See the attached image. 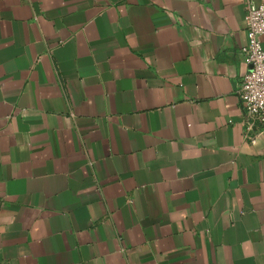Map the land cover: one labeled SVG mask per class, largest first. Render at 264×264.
<instances>
[{
	"label": "crops",
	"instance_id": "crops-1",
	"mask_svg": "<svg viewBox=\"0 0 264 264\" xmlns=\"http://www.w3.org/2000/svg\"><path fill=\"white\" fill-rule=\"evenodd\" d=\"M245 16L0 0V264H264Z\"/></svg>",
	"mask_w": 264,
	"mask_h": 264
},
{
	"label": "built area",
	"instance_id": "built-area-1",
	"mask_svg": "<svg viewBox=\"0 0 264 264\" xmlns=\"http://www.w3.org/2000/svg\"><path fill=\"white\" fill-rule=\"evenodd\" d=\"M245 5L249 40L242 52L249 69L242 76L238 95L249 120L264 128V0H245Z\"/></svg>",
	"mask_w": 264,
	"mask_h": 264
}]
</instances>
